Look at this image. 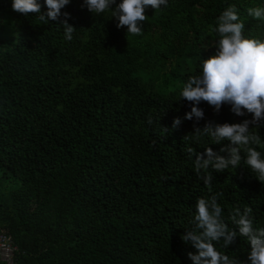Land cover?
<instances>
[{"label":"trees","instance_id":"trees-1","mask_svg":"<svg viewBox=\"0 0 264 264\" xmlns=\"http://www.w3.org/2000/svg\"><path fill=\"white\" fill-rule=\"evenodd\" d=\"M11 5L0 0V229L18 245L19 264H193L197 249L182 235L197 198L214 194L230 228L236 207H251L253 226L264 227V182L243 158L236 169L209 168V192L185 151L219 152L230 142L195 129L251 114L201 102L203 118L189 120L192 105L180 98L215 53L227 7L235 5L245 37L264 40V19L247 12L264 0H168L145 10L139 35L117 28L111 9L92 14L70 0L61 13L76 28L71 40L59 20L43 24ZM250 131L264 158V122ZM213 243L247 261L246 237Z\"/></svg>","mask_w":264,"mask_h":264},{"label":"clouds","instance_id":"clouds-1","mask_svg":"<svg viewBox=\"0 0 264 264\" xmlns=\"http://www.w3.org/2000/svg\"><path fill=\"white\" fill-rule=\"evenodd\" d=\"M70 0H43L47 11L42 12V5L38 0H12V9L28 16L35 14L38 19L47 24L58 21L65 31V38L72 39L75 27L68 23L69 13H61ZM168 0H84V5L93 14H101L112 10V17L118 23L117 28L126 27V32L139 35L143 30V22L148 18L146 9H159L167 6ZM248 15L255 19H264V7H249ZM63 15L65 19L61 20ZM243 22L235 5L227 7L217 18L214 28L215 53L207 58H202L201 71L190 76L182 87L180 98L191 103V111L185 114L186 119L197 120L203 118L204 111L198 105L206 102L219 112L223 104L231 106V111L237 116L251 114V119H244L239 123H207L202 129L197 127L195 134L210 136L214 143L229 141V144L220 148L219 152L211 147H206L205 152H197L192 146H186L185 151L189 157L194 158V171L203 184L212 191L213 176L208 174V169L223 171L229 166L237 168L242 158L244 163L258 178L264 182V158L256 147L260 137L250 131L253 126H260L264 122V40L245 37L242 33ZM181 119L175 118L172 127L180 125ZM167 130V128H165ZM244 156L242 157L241 152ZM227 152L228 155H221ZM203 173V174H202ZM214 194L210 198H197L195 215L192 220L193 227L182 235L183 241L191 243L196 253L188 255L193 264H264V227L255 228L251 216L252 208L245 207L242 211L236 207L230 213L231 223L235 228H230L222 218V208ZM247 238L250 244L247 261L229 258L219 252L215 242L223 240V246L228 248L236 237Z\"/></svg>","mask_w":264,"mask_h":264},{"label":"built area","instance_id":"built-area-1","mask_svg":"<svg viewBox=\"0 0 264 264\" xmlns=\"http://www.w3.org/2000/svg\"><path fill=\"white\" fill-rule=\"evenodd\" d=\"M18 252L13 236L6 229H0V264H19Z\"/></svg>","mask_w":264,"mask_h":264}]
</instances>
